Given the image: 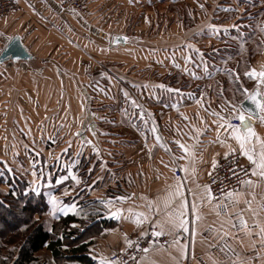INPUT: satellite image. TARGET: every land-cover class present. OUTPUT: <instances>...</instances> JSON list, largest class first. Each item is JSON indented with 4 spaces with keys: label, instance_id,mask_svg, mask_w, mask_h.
<instances>
[{
    "label": "crops",
    "instance_id": "1",
    "mask_svg": "<svg viewBox=\"0 0 264 264\" xmlns=\"http://www.w3.org/2000/svg\"><path fill=\"white\" fill-rule=\"evenodd\" d=\"M18 1L20 11L17 14L0 18V50L9 44L8 37H17L31 57L28 60L7 59L0 62V109L5 111L7 118L15 121L18 115H22L24 124L29 123L27 113L30 112L29 98L33 92L27 85L30 82L35 84L32 76L42 77L35 94L39 99H44L45 103L48 99L68 98L69 92L58 87L60 82H64L60 75L64 73L62 65L52 55L45 54L47 46L52 48L59 45L55 32L64 27L74 34H78L79 30H86L90 33L88 46L99 45L92 36L103 40L106 37L107 49L118 50L120 59H114L112 63L113 66H118L117 70L106 69L105 64H101L96 73L93 74L91 66L89 72L92 75L86 73L87 76L82 79L73 78L78 92L76 95L70 92L69 98H76L78 105L76 106V102L71 108H76L74 113L79 112L78 115H81L83 112V115L75 122L78 126L73 137L66 144L65 141L58 142L60 151L70 146V166H73L81 181L78 185L71 178L63 181L61 185L69 189L70 193L60 199L77 205L76 213H69L70 215L78 219L95 217L94 223L102 222L99 234L91 238L89 253L93 257H107L112 252L124 249L125 235L127 238L138 235L148 222L154 223L157 218H163L164 201L168 186L173 183L174 171H179L180 165L189 163L184 159L174 160V157L183 155L176 141L196 145V183L206 184L209 173L213 171V157L220 161L227 150L226 146L215 142V129L218 125L212 122L217 117L210 113L216 111L224 115L222 110L226 109L231 114L225 101L238 106L245 99L243 89L253 90L255 82L243 73L232 78V81H236L233 92L229 91V85L221 84L225 81L222 79L224 76L210 70L212 61L204 60L203 56L222 46H194L198 52L187 46H134V63H130V60L121 56L132 44L125 31L109 34L95 26L96 20L107 19L114 13L123 14L117 5L128 4L131 12H134L133 6L136 7V4L163 0H87L91 13L85 16L62 8L59 0ZM193 1L181 0L188 3ZM250 1L237 0L238 9H231L241 13L244 4H249ZM227 10L228 16L231 12ZM240 13L234 14V19ZM228 19L233 23L220 27V34L236 27L234 19L231 16ZM112 35L126 37L125 45L111 47ZM186 55L191 56L190 62H185ZM259 63L258 59L251 68L261 70L264 62L260 66L256 65ZM177 64L180 67H176ZM131 67L134 69L131 70ZM192 73H195V77ZM79 84L82 85L81 88ZM161 84L165 86L163 89L154 87ZM99 86L104 89L100 90ZM111 86L115 90L110 91ZM167 89H179L180 92H169ZM124 92L129 94V98H125ZM64 93L66 97L62 98ZM201 93H204L203 98ZM201 99L203 106L197 103ZM116 100L118 106H115ZM132 100L140 108H134ZM174 104L177 105L176 108L172 107ZM141 111L147 124L139 118ZM15 124L13 129L21 131V122L17 121ZM153 126L171 152L165 151L155 142V134L151 131ZM89 127L95 130V134L87 132ZM253 127L264 138V122L255 119ZM193 128H206L199 141L193 139L196 135ZM77 131L80 135H74ZM83 135H86V139L81 140ZM87 140H92L99 149V154L92 152V146L87 143L82 146V142ZM229 142L238 151L235 142ZM78 152L80 155H77ZM237 156L242 163H249L246 158ZM44 157L46 163H50L52 152L45 151ZM60 158L63 161L65 156ZM82 158L83 161L86 160L84 167L81 164ZM73 161H78V164H73ZM183 175L180 172V176ZM251 180L255 181L253 185L244 184L237 191L241 193L238 199L234 200L228 194L215 204L196 199L200 219L196 222L195 237L189 231L184 232L180 239L181 243L186 244V256L182 264H264V238L260 235V229L264 227V209L260 207L264 201V180L257 176H253ZM186 187L193 192L200 191L191 182V178L186 181ZM185 194L190 207L194 197L187 192ZM121 196L130 199L123 202L114 199ZM109 198H113L115 207H132L137 211H145L146 201L150 200L154 206L159 207L160 215L142 225H136L128 219H113L108 216V210L101 203V200ZM241 217L247 222L246 228L240 223ZM96 227L98 226L94 228ZM165 231L168 232V229ZM175 235L168 232L166 236L171 238L170 243L149 248L140 264H176L178 253L172 243L176 239ZM43 257L47 264H54L48 251H45Z\"/></svg>",
    "mask_w": 264,
    "mask_h": 264
},
{
    "label": "rangeland",
    "instance_id": "2",
    "mask_svg": "<svg viewBox=\"0 0 264 264\" xmlns=\"http://www.w3.org/2000/svg\"><path fill=\"white\" fill-rule=\"evenodd\" d=\"M83 1L87 3L88 14H90L91 8L87 0ZM225 1L194 0L188 3L181 2V0H163L157 3L144 2L136 4V7L133 6V11L139 12L138 14L131 12V6L128 4L126 6L117 5L118 10H121L123 14L114 13L107 19L96 20L95 26L109 34L125 31L132 44L125 49L126 52L122 53L121 56L127 61L130 60V63H134V46H187L189 44L193 46H238L234 57L223 60L222 63L219 58H216L214 60L217 66L212 65V67L217 68L220 72L226 68L236 70L241 75L245 73L247 67H252L258 59L260 63L256 65L260 66L264 62V32L261 31L264 28V0H251L248 4V7L252 8L246 11V14L250 15L255 23L253 31L250 32V27L246 28L249 30V33L246 31L248 33L245 36L246 39L238 31L228 34V32H233L232 29L221 34L218 32V29L224 24L233 23L232 20L228 19L230 16L234 19L233 15L240 13V11L231 9L232 7L238 9L237 0ZM59 4L66 10H72L63 7L62 0H59ZM226 10L231 12L228 16ZM257 17L260 19L256 21ZM80 23L82 22L80 21ZM209 25H215L217 30L214 32L208 27ZM78 32V34L71 33L65 27L55 32L59 45L52 46V48L47 46L45 52V54L52 55L58 64L62 65L64 73H60V75L64 82H60L58 87L63 88L64 92H69L68 98L48 99L45 103L44 99H39L35 94V91L39 89L42 77L32 76L35 84L30 82L27 85L33 92L29 98L30 112L27 113L29 123L24 124L22 115H18L15 121L10 117L7 118L5 111L0 109V160L5 163L4 165L21 173L26 178L30 188L39 186L42 190L51 186L52 189L47 198L49 195H55L59 199L63 198L66 196L64 194L66 190L68 194L70 193L65 186L57 185L53 181L55 182L56 178L61 175H67L66 166L71 165L70 146L63 148L66 151H60L58 142L65 141L66 144L73 137L72 134L76 132L74 130L78 126L75 122L83 115V112L81 115H78L79 112L74 113L76 108H71V105L74 106L76 102V106L78 105L76 98H69V96L71 97L70 92L73 95L78 92L73 78L82 79L87 74L92 75L89 72L91 66L93 74L96 73L97 69H100L101 64H105L106 69H118V66L112 65L113 60L119 58L118 50L109 51L107 49L108 41L93 36L95 43L99 45L88 46L90 33H87L86 30H79ZM243 34L245 35V33ZM223 56L227 57L225 50ZM109 59L111 61H108ZM130 69L133 70L134 68L131 67ZM97 85L99 84L97 83ZM78 86L81 88L82 85L79 84ZM91 87L93 88V85ZM99 88L100 90L104 89L102 86ZM95 89L98 91V87ZM113 90L115 88L111 86L110 91ZM65 97L66 94L64 93L62 98ZM115 106H118L117 100ZM17 121L22 124L21 131L13 129ZM24 127L27 129H23ZM45 151L52 152L53 158L49 159L50 163L45 161ZM60 156H65L63 161ZM34 170L37 172L36 177L32 175ZM41 171L43 175H40ZM55 219L49 215L48 211L44 217L46 227H49ZM43 254L45 251H42Z\"/></svg>",
    "mask_w": 264,
    "mask_h": 264
},
{
    "label": "snow or ice",
    "instance_id": "3",
    "mask_svg": "<svg viewBox=\"0 0 264 264\" xmlns=\"http://www.w3.org/2000/svg\"><path fill=\"white\" fill-rule=\"evenodd\" d=\"M201 7H203L201 5ZM72 11H75L72 9ZM210 29L214 32L217 30L215 25H209ZM264 32V28L261 29ZM13 37H8V40H13ZM124 39H127L126 37ZM188 48H193L194 46L189 44ZM195 50V49H194ZM198 52V50H195ZM7 54V46H5L4 50H0V57H6ZM202 56V54H200ZM18 59V57H17ZM185 62L191 61V56L186 55L184 57ZM176 67H180V65H176ZM187 71V69H185ZM205 72H207V65L205 64ZM103 76L104 74L101 73ZM193 77H195V73H192ZM244 75L249 77L255 82V88L253 90H249L247 88L243 89V95L246 101L250 102L254 106L253 108H248L245 106L244 102L241 101L239 105L231 104L228 101H225L227 108L231 109V114H228L227 110L224 109L222 111L225 112L224 115L221 112L212 111L210 115L217 117L216 120H213V124L218 125L215 129L216 131V143H219L221 146H226L227 150L224 152L223 157L227 161L231 159L233 163H235L236 155L242 156L247 159L251 167L247 170L240 168V172L247 177L249 172L252 176H257L261 180H264V138H261L253 127V122L255 119H259L261 122H264V65L261 66V70H257L255 68H251L245 71ZM198 78V77H196ZM154 87H159L163 89L164 85H158ZM169 92H177L179 93V89H167ZM222 91V90H221ZM191 95V94H189ZM125 98H129V94L124 92ZM204 93H201V98H203ZM132 106L134 108H140V105L136 104L134 100L131 101ZM198 104H202V99L197 100ZM172 107L176 108L177 105H172ZM151 116V113H148ZM183 115V114H182ZM139 118L147 124V121L144 120L143 111L140 112ZM187 119V117H184ZM237 120L238 123L233 124L232 120ZM89 132L95 134V130L91 127L87 129ZM196 135L193 137L196 141H199V137L204 134L205 129L193 128ZM151 131L155 134V142L160 145L161 148H164L165 151L171 152V149L167 148L163 143L162 137L158 134L157 128L155 126L152 127ZM74 135H80V132L74 133ZM229 141H234L238 146L234 148ZM87 143L92 146V152L99 154V149L93 144L92 140H87L82 142ZM183 155L179 157H174L175 159H184L189 161L188 164L180 165L179 171L184 173L183 176L175 175L173 177V183L168 186V193L164 201V214L163 218H157L154 223H152V231L151 236L153 238H158L160 236L167 235L168 232H172L177 234L176 239L172 242L173 246L176 247L178 256L176 259V264H182L183 260L186 256V244L181 243L179 234L184 232H191L192 236L195 237L197 231V220L200 219L198 215V206L196 203V199H199L201 202L207 201L211 202L215 199L212 189L209 184H198L196 183V167H195V150L196 145H188L181 143L180 141H176ZM62 151H66L62 150ZM151 151V149H149ZM77 155H80L78 152ZM57 159H59L57 157ZM73 164H78V161H73ZM219 161L215 158L212 159V169L216 170L219 167ZM175 170V169H174ZM67 175H61L56 178L55 183L57 185L61 184L63 181L71 178V180L75 184H79L81 181L78 175L75 173L73 166H66ZM91 171V169L89 170ZM233 176L237 175L236 169L230 170ZM212 173L210 172L209 175ZM32 175L34 177L37 176V172L34 170ZM40 175H43L41 171ZM191 178V182L195 184V187L199 189V192H193L191 189L186 187V181ZM239 183L245 185H253L255 181L251 179H243L238 180ZM35 183V181H33ZM32 191L40 194V187L36 186L32 188ZM188 193L194 197V200L189 207L187 197L185 193ZM67 195V190L64 193ZM241 193L234 192L229 190L228 196L232 199H238ZM118 202L127 201L130 197L121 196L114 198ZM101 203L104 204L105 208L108 210V216L113 219H128L132 223L136 225H142L148 222L152 217H159L160 209L158 206H154L153 202L148 200L145 204V211H137L132 207L124 209L122 207H115L113 205V198H109L108 200H101ZM246 203H250L246 201ZM47 204L49 206V215L53 218H58V214L68 215L69 213H76L77 205L75 203H65L63 200L59 199L55 195H49ZM260 207L264 209V201L261 202ZM219 214V213H218ZM191 217V219H190ZM240 223L243 227H247V222L241 217ZM191 225V226H190ZM75 226V225H74ZM168 229V232L165 229ZM51 231V228H49ZM141 235H147L146 232L141 233ZM260 235L264 238V227L260 229ZM125 244L128 246H133L134 242L127 238L125 235ZM155 239L152 243H155ZM264 242V240H262ZM138 247V245H136ZM123 251V249H122ZM143 251L147 252L148 249L145 248ZM97 264H121L118 260H112L105 258L102 255L94 256Z\"/></svg>",
    "mask_w": 264,
    "mask_h": 264
},
{
    "label": "trees",
    "instance_id": "4",
    "mask_svg": "<svg viewBox=\"0 0 264 264\" xmlns=\"http://www.w3.org/2000/svg\"><path fill=\"white\" fill-rule=\"evenodd\" d=\"M253 3L256 4L255 1ZM244 5L239 17L234 19L236 27L228 34L238 31L246 39L245 36L249 33L246 28L250 27V32L253 31L255 22L246 14V11L251 10L248 4ZM259 19L260 17H257L256 21ZM105 40L108 41L106 37ZM237 48L238 46H222L219 49H212L203 56L204 60L212 61L210 70L224 76L222 79L225 81L221 84L229 85L230 92L236 89V81H232V78L240 74L228 68L220 72L212 65L217 66L214 60L216 58L222 63L223 60L234 57ZM224 50L227 57L223 56ZM249 69L251 67H247L245 71ZM85 161L82 158L83 167ZM4 164L0 160V264H47L41 255L42 251L50 253L54 264H97L96 259L90 256L89 252L91 238L99 234L102 222L94 223L95 217L78 219L68 214L59 215L49 227H46L44 217L49 211L47 196L52 189L51 186L40 190V194H37L32 191L21 173ZM95 226L98 227L95 229ZM104 257L108 258V256Z\"/></svg>",
    "mask_w": 264,
    "mask_h": 264
},
{
    "label": "built area",
    "instance_id": "5",
    "mask_svg": "<svg viewBox=\"0 0 264 264\" xmlns=\"http://www.w3.org/2000/svg\"><path fill=\"white\" fill-rule=\"evenodd\" d=\"M62 6L69 9H74L78 14L85 16L89 13L88 5L83 0H62ZM20 11V3L18 0H0V18L7 16H12ZM233 124L238 123L237 120L231 121ZM219 167L212 171L206 184H209L215 199L211 201L212 203H218L225 195L228 194L229 190L237 192L244 184L238 182V180L252 179L253 176L249 172L248 176L245 177L241 172L240 168L245 170L249 169L251 165L249 163H242L240 158L236 155L235 163L229 160H225L224 157L219 161ZM231 169H236L237 175L233 176ZM174 175H179L178 170L174 171ZM153 221L146 224L143 232L147 235H135L130 237L134 244L133 246L125 245L123 251L112 252L108 254V259L118 260L121 264H140V260L144 255L145 251L143 249L151 248L153 246H165L170 243L171 238L168 236H160L158 238H153L151 236ZM183 233L179 234L180 239L183 238ZM177 234L175 235V238ZM155 239V243L152 241ZM138 245V247L136 246Z\"/></svg>",
    "mask_w": 264,
    "mask_h": 264
},
{
    "label": "water",
    "instance_id": "6",
    "mask_svg": "<svg viewBox=\"0 0 264 264\" xmlns=\"http://www.w3.org/2000/svg\"><path fill=\"white\" fill-rule=\"evenodd\" d=\"M124 38L125 37L121 36V35H112L110 37V46L111 47H117L120 45L121 46L125 45L126 39H124ZM17 57H18V59H17ZM30 57L31 56L27 53L26 49L21 45L20 39L15 37L7 45L6 57H0V62L5 61L7 59H11L12 61L28 60ZM242 101L244 102L246 107L253 108V110H254V106L250 102L246 101L245 99ZM84 139H86V135H83L81 137V140H84Z\"/></svg>",
    "mask_w": 264,
    "mask_h": 264
}]
</instances>
